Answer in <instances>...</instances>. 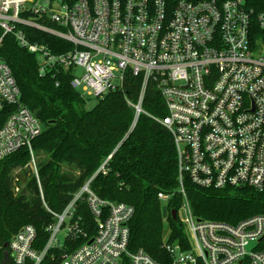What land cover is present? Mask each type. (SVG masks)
I'll return each mask as SVG.
<instances>
[{"label":"built area","instance_id":"obj_1","mask_svg":"<svg viewBox=\"0 0 264 264\" xmlns=\"http://www.w3.org/2000/svg\"><path fill=\"white\" fill-rule=\"evenodd\" d=\"M0 27V49L13 35L38 57L41 75L69 72L84 98L123 92L127 77L139 78L138 103L129 102L139 116L148 85L156 86L167 116L154 119L175 142L184 199L177 220L188 240L184 249L165 234L172 264H264V214L237 225L199 219L184 186L188 179L202 189L264 193V12L245 0H180L173 9L164 0H0ZM23 27L71 49L55 54L49 45L31 42ZM5 106L13 112L0 128V161L28 151L29 162L11 172L14 193L24 195L35 178L53 221L45 241L35 226L22 227L5 251L0 247V264H159L143 249L130 250L134 207L100 198L91 181L61 213L48 207L33 149L43 126L0 57V109ZM172 197L158 195L165 203ZM84 205L93 223H85ZM171 211L164 206L167 229Z\"/></svg>","mask_w":264,"mask_h":264},{"label":"trees","instance_id":"obj_2","mask_svg":"<svg viewBox=\"0 0 264 264\" xmlns=\"http://www.w3.org/2000/svg\"><path fill=\"white\" fill-rule=\"evenodd\" d=\"M164 1L173 9L180 0ZM245 2L257 13L264 12V0ZM23 29L31 42L47 44L55 54L71 49L49 34L29 27ZM2 35L0 27V38ZM0 57L12 70L22 102L43 126L42 134L33 142V149L37 155L47 157L40 162L39 175L48 207L61 213L73 194L91 181V189L100 198L134 207L129 224L130 250L143 249L157 263L172 264L171 255L164 247L165 234L170 233L171 244H179L184 249L188 247V240L179 220L170 218L169 228H166L165 205L158 198L160 193L172 195L167 205L177 211L184 202L179 192V166L173 136L154 119L167 116L156 86L148 85L142 103L144 112L137 116L130 103H138L142 84L139 78L127 77L123 92H112L93 101L71 86L69 72L41 75L38 57L21 47L11 34L3 39ZM12 112L11 106L0 109V128ZM29 160L28 151L22 149L0 161L2 252L26 225L35 226L39 238L47 240L45 228L53 221L43 205L35 178H30L24 190L26 194L17 197L14 193L11 172L25 166ZM105 162V170H100ZM28 179L25 173L23 180ZM184 186L192 212L199 219L237 225L249 217L264 214V193L249 188L202 189L188 179ZM83 207L85 223H93L92 215L85 205Z\"/></svg>","mask_w":264,"mask_h":264},{"label":"rangeland","instance_id":"obj_3","mask_svg":"<svg viewBox=\"0 0 264 264\" xmlns=\"http://www.w3.org/2000/svg\"><path fill=\"white\" fill-rule=\"evenodd\" d=\"M81 73H83V71H80ZM93 101H96V100H93ZM38 160L39 162H43L44 160H47V157L43 154H39L38 155ZM68 171H70L71 169H67ZM72 172V171H71ZM164 205H167V203L163 202Z\"/></svg>","mask_w":264,"mask_h":264},{"label":"water","instance_id":"obj_4","mask_svg":"<svg viewBox=\"0 0 264 264\" xmlns=\"http://www.w3.org/2000/svg\"><path fill=\"white\" fill-rule=\"evenodd\" d=\"M240 190H243V187H240ZM171 214H172V219L174 221H177V219H178V212H177V210H172L171 211ZM5 247H7V245Z\"/></svg>","mask_w":264,"mask_h":264}]
</instances>
